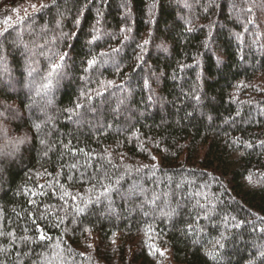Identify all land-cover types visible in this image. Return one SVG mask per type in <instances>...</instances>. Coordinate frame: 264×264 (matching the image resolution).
Wrapping results in <instances>:
<instances>
[{"label": "trees", "instance_id": "obj_1", "mask_svg": "<svg viewBox=\"0 0 264 264\" xmlns=\"http://www.w3.org/2000/svg\"><path fill=\"white\" fill-rule=\"evenodd\" d=\"M26 2L0 0V20L7 15L15 19L11 10ZM57 2L66 12L63 31L79 36L70 42L74 50L59 44L73 57L55 90L56 106L64 108L86 86L80 79L85 75L81 62L89 52L86 42L96 11L95 6L85 10L76 28L77 6L86 0ZM188 2L190 9L180 0H108L102 33H118L128 24L133 39L116 58L122 70L117 73L105 65L91 73L87 87L114 80L126 83L131 96L117 111V101L126 93L109 89L113 94L93 100L94 110L82 109L72 120L49 109L54 120L42 133L48 145L40 143L41 136L31 127L44 113L26 107L49 67L39 55L44 49L36 50L33 59L39 67L29 77L24 47L13 44L21 25L0 35L10 68L7 76L0 74V102L19 108L2 123L9 137H30L19 152L0 155V264H214L206 249L221 234L227 237L221 250L224 264H246L256 255L253 241H264V222L259 219L264 217V0H216L206 12L208 0ZM125 8H130V19ZM55 14L54 7L36 14V32L26 30L31 20H25L23 40L30 48L44 43L45 37L37 35L39 25L51 26ZM186 20L195 31H186ZM209 26L210 50L203 47ZM121 39L105 36L94 51L117 47ZM145 39L151 41L147 65L137 74L136 44ZM161 44L167 52L158 47ZM217 56L223 60L220 65ZM141 76L149 79V87L143 86ZM73 164L77 167L71 168ZM153 164L158 166L154 175L148 168L135 172L136 167ZM125 166H131V174L115 185ZM109 182L118 191L96 203ZM93 185L95 191L90 190ZM133 186L137 191L130 194ZM64 191L81 199L90 196L93 203L75 216L72 206L80 200L66 196L65 205L60 199ZM213 205L214 213L208 212ZM171 208L178 214L169 221L161 213ZM41 214L46 219H40ZM57 215H66L60 228L52 226ZM74 216L76 223H71ZM240 221L244 223L235 227ZM40 228L51 239L39 240Z\"/></svg>", "mask_w": 264, "mask_h": 264}, {"label": "snow or ice", "instance_id": "obj_2", "mask_svg": "<svg viewBox=\"0 0 264 264\" xmlns=\"http://www.w3.org/2000/svg\"><path fill=\"white\" fill-rule=\"evenodd\" d=\"M183 3L184 7L191 8L192 5L188 2V0H180ZM127 3V0H125ZM216 4V0H208V5L205 6L204 11L208 10V7ZM95 6L96 11V24L93 25L89 32L90 39L87 40L86 46L89 49L86 58L81 62L82 65H85L82 70L85 73L84 76L80 77L83 81H85V88L79 91V94L76 98L71 102L70 106L64 108H57L56 106V99H55V90L59 87L60 81L66 75L65 69L69 67V61L73 60L70 51H61L59 48V44H63L65 47L69 49L75 48V45L70 43L73 40L79 39L78 32H65L63 31V18L66 15V12L60 11L61 5L57 2V0H51V3H29V5L23 8V15H21V8H14L11 11L15 14V19H13L12 15L5 16L2 20H0V24H3L4 27L0 28V35H3L7 32L8 29L12 28L13 25H21V29L19 32L16 33V40L13 41V44L16 46L23 45L24 47V54H26V63L25 66L27 68V74L29 77H32L34 73L37 72L39 67V62L33 57L37 55L38 49H44L43 51H39V55L45 57L49 62L48 70L45 74L40 77L39 85L35 88V94L30 97L29 102L27 103L26 107L31 112L33 107L39 108V110L44 113V119L40 121L33 120L31 127L35 129V133L40 135V143L43 145H48V141L43 138V129L50 123L53 122L54 117L49 115V109H54L65 114V118L68 120H72V118L79 117L81 115V110L86 109L89 111L94 110L92 108L93 100L99 97H104L105 93H109V89L115 88L120 92L126 93L122 98H119L117 101L116 110L118 111L120 106L125 104L129 97L131 96V90L127 88L126 83L117 84L114 80H99L97 81L96 88H89L87 87V82L90 79L91 73L93 71H99L100 68H103L105 65H111L117 73L122 70V65L117 61V56L123 51L124 47L127 45V42L133 39L132 37V27L128 24H125L123 27H120L118 33H107L103 32L100 27L104 15V8L108 6V0H86L83 4H78L76 9V17L74 20V27L79 28L81 24V19L85 10L89 9L90 7ZM218 7V5H216ZM234 6V5H233ZM56 8V14L53 17L51 22V26L48 22L39 25V32L37 33L38 36L45 37L43 44H36L34 48H30L27 43L23 40V32L25 29L22 27L25 20H31V23L28 24V28L26 29L29 32H36L34 25L36 24V14H46V11H50L51 8ZM123 7V5H122ZM155 7V5H153ZM30 9V11H29ZM247 11L251 12L252 7L250 6ZM124 15L126 18H131L130 8H125ZM151 15V13H150ZM188 24L186 28L187 32L195 31L196 29L192 27V23L190 20L185 21ZM253 21L250 19L249 23ZM150 24L155 23L154 20H149ZM105 36H110L112 39H115L117 36L121 37V41L119 46L117 47H110L107 51H100L95 52L94 49L97 47V42L102 40ZM237 38L239 39V34H237ZM212 39V29L209 26L208 32V39L203 42V47L205 49H211L210 41ZM149 39L143 40L142 43H137L136 48L139 49V52L135 54L136 65L134 67V72L138 70L137 74L143 73L145 70V66L147 65V60L145 59V55L148 52V46L150 44ZM55 45V47L50 46ZM159 48L163 49V51L167 52L168 49L165 45L161 44L158 46ZM202 55V54H201ZM200 63V60L197 59V64ZM217 65L223 63V60L217 56L216 58ZM35 65V66H34ZM182 67H191V65H183ZM10 72V68L8 66L7 61V53L3 48V45L0 44V74L7 76ZM154 76L155 73H152ZM130 79V76H126V81ZM158 79V77H157ZM141 80L144 87H149L150 82L149 79L145 76H141ZM29 89L31 90V84L29 85ZM113 94V93H109ZM191 95V94H190ZM39 98V99H37ZM193 98L200 102V96L195 95ZM148 100H153V96L149 95ZM23 104L24 101H21ZM19 112V108L9 105L6 102H0V138L5 140L4 144H0V155H13L16 152H19L22 145L26 144L30 137L27 133L24 135H16L9 137L8 135V128L7 126L2 123V121L7 120L10 116H15ZM211 119V117H209ZM53 127L55 125L53 124ZM133 135H136L134 132ZM138 139V137H137ZM67 147V145H65ZM251 147V144L248 145ZM144 150V149H142ZM45 156L48 155V152L44 153ZM111 163L110 154L106 157ZM155 160V157H152ZM115 167V165H113ZM75 164L71 165V168H76ZM157 165H143L142 167H136L135 172L140 173L143 171L144 168H148L153 175L157 170ZM132 168L131 166H125L124 171L120 173L119 178L115 181V185H119L120 180H123L126 175L131 174ZM59 175V173H57ZM69 179L72 177L69 176ZM251 179V177H250ZM52 187L51 184L48 185ZM180 185H178L179 187ZM91 191H95V185L92 186L90 189ZM114 191H118L116 187H114L113 183L109 182L108 184L103 185V190L99 192L96 197L95 202L98 203L100 201V197L109 198ZM130 194H135L137 191L136 186H133L132 189L129 190ZM202 194V193H201ZM35 195V193H33ZM66 196H71L72 200H80V203L73 204V210L75 216H79L80 214L84 213L89 204L93 203L92 197H87L85 199H81L78 196L72 195L71 193L64 191L63 194L60 196V199L64 201L65 205H67L68 201L65 199ZM32 203H35L33 201ZM149 203L154 204L155 200H150ZM81 204L83 206H81ZM201 209L206 208V205H197ZM48 207V206H46ZM179 204H177V208ZM215 205L212 206V209H209L208 212L214 213ZM208 212H204V218L210 219ZM176 208H171L169 211L162 212L161 215L167 217L169 221L177 215ZM147 215V213H145ZM75 216L71 220V223H76ZM40 219H46L44 214H41ZM66 219L65 216H56V222L52 224L55 228H60L61 225L64 224ZM227 219V218H226ZM235 220V217H232ZM262 222H264V217L259 218ZM50 222V221H49ZM51 223V222H50ZM243 221L236 223L235 227H240L243 224ZM189 229L191 225L188 226ZM202 230V229H201ZM88 231V229H85ZM261 232H264V228H261ZM11 235V233L9 234ZM25 240L31 239V237H24ZM51 237L47 236L43 228L39 229V240H48ZM227 237L224 234L212 242L211 249H206L207 255L212 259L214 264H224V255L221 250L226 248L225 241ZM59 246V244L57 245ZM253 247L257 249V253L254 257L250 258L246 261V264H264V241H253Z\"/></svg>", "mask_w": 264, "mask_h": 264}, {"label": "rangeland", "instance_id": "obj_3", "mask_svg": "<svg viewBox=\"0 0 264 264\" xmlns=\"http://www.w3.org/2000/svg\"><path fill=\"white\" fill-rule=\"evenodd\" d=\"M41 2H43V0H37V1L36 0H27V2L24 5H22V7H21L22 10H21L20 14L23 13V8L27 7L29 5V3L39 4ZM29 11H30V9H29Z\"/></svg>", "mask_w": 264, "mask_h": 264}]
</instances>
